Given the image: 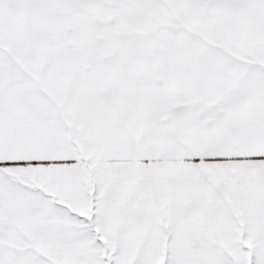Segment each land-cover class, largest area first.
Returning a JSON list of instances; mask_svg holds the SVG:
<instances>
[{
	"label": "snow or ice",
	"instance_id": "1",
	"mask_svg": "<svg viewBox=\"0 0 264 264\" xmlns=\"http://www.w3.org/2000/svg\"><path fill=\"white\" fill-rule=\"evenodd\" d=\"M0 264H264V0H0Z\"/></svg>",
	"mask_w": 264,
	"mask_h": 264
}]
</instances>
